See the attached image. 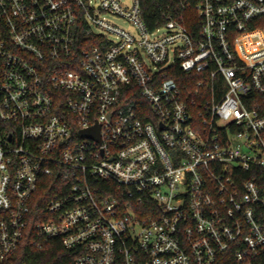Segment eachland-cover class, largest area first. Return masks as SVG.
Wrapping results in <instances>:
<instances>
[{
  "label": "built area",
  "instance_id": "1",
  "mask_svg": "<svg viewBox=\"0 0 264 264\" xmlns=\"http://www.w3.org/2000/svg\"><path fill=\"white\" fill-rule=\"evenodd\" d=\"M177 3L0 0V264H264V0Z\"/></svg>",
  "mask_w": 264,
  "mask_h": 264
},
{
  "label": "trees",
  "instance_id": "2",
  "mask_svg": "<svg viewBox=\"0 0 264 264\" xmlns=\"http://www.w3.org/2000/svg\"><path fill=\"white\" fill-rule=\"evenodd\" d=\"M167 5L177 6V0H141L142 17L149 28L161 24L164 18L161 12ZM193 12V9H189ZM253 23L254 26L264 27V17L257 18ZM179 75H175V79L179 82ZM181 76V73H180ZM55 181L50 177L45 181ZM52 193L49 183L43 184L37 192V203L33 206L30 222L25 230L23 239L18 245L13 260L16 264H74V251L66 249L62 246L58 239H49L46 242L40 240L39 244H31L30 239L35 236V224L45 218L42 208L45 201Z\"/></svg>",
  "mask_w": 264,
  "mask_h": 264
},
{
  "label": "rangeland",
  "instance_id": "3",
  "mask_svg": "<svg viewBox=\"0 0 264 264\" xmlns=\"http://www.w3.org/2000/svg\"><path fill=\"white\" fill-rule=\"evenodd\" d=\"M106 18H108V20H110L111 22L115 23V24H118L120 27H125V28H130V25L127 21H124L123 19L121 18H118L112 14H109L107 13L106 15ZM255 39H252V42H254Z\"/></svg>",
  "mask_w": 264,
  "mask_h": 264
},
{
  "label": "water",
  "instance_id": "4",
  "mask_svg": "<svg viewBox=\"0 0 264 264\" xmlns=\"http://www.w3.org/2000/svg\"><path fill=\"white\" fill-rule=\"evenodd\" d=\"M82 134L85 136H88V135H91L92 133L90 131H83ZM95 138L98 139L97 134H96Z\"/></svg>",
  "mask_w": 264,
  "mask_h": 264
}]
</instances>
